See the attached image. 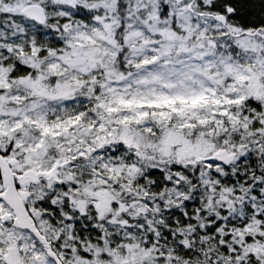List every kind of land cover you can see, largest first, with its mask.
<instances>
[{
	"label": "snow or ice",
	"instance_id": "obj_1",
	"mask_svg": "<svg viewBox=\"0 0 264 264\" xmlns=\"http://www.w3.org/2000/svg\"><path fill=\"white\" fill-rule=\"evenodd\" d=\"M0 264H264V0H0Z\"/></svg>",
	"mask_w": 264,
	"mask_h": 264
}]
</instances>
